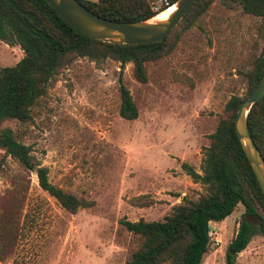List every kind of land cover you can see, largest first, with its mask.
I'll use <instances>...</instances> for the list:
<instances>
[{
	"label": "rangeland",
	"instance_id": "1",
	"mask_svg": "<svg viewBox=\"0 0 264 264\" xmlns=\"http://www.w3.org/2000/svg\"><path fill=\"white\" fill-rule=\"evenodd\" d=\"M162 6L153 0L154 10ZM263 30L264 20L212 0L178 31L167 54L144 63V82L134 78L131 62L110 57H75L59 69L31 106V120H4L0 129L29 146L50 183L92 204L67 212L38 186L33 169L0 148V264H123L140 239L120 219L159 220L183 198L203 192L180 163L199 172L225 102L246 92L245 72ZM21 56L17 45L0 41V67ZM120 82L137 108L134 119L118 114ZM138 197L145 205L134 203ZM242 218L258 223L240 203L209 222L200 264H264L261 234L227 261V244Z\"/></svg>",
	"mask_w": 264,
	"mask_h": 264
},
{
	"label": "trees",
	"instance_id": "2",
	"mask_svg": "<svg viewBox=\"0 0 264 264\" xmlns=\"http://www.w3.org/2000/svg\"><path fill=\"white\" fill-rule=\"evenodd\" d=\"M88 11L113 21H138L151 18L171 5L168 0L153 10V0H77ZM212 0H195L176 26L156 42L126 45L90 39L76 31L44 0H0V41L17 45L22 56L13 64L0 67V123L4 120L27 122L30 108L45 94L49 80L75 57L99 61L110 57L123 65L131 62L132 74L139 82L146 80L144 63L167 54L179 30L189 28ZM228 10L264 20V0H218ZM155 15V16H156ZM262 45L245 72L247 89L242 97L230 96L223 115L203 148L199 172L182 162L180 167L191 182L203 187L195 199L183 198L159 220L120 219L124 229L140 240L123 264H200L210 243L209 222H219L240 203L244 214L257 216L251 225L242 218L227 244V261L240 252L254 234L264 235V198L233 130L238 103L247 97L264 71V30ZM118 114L131 120L137 108L128 90L120 82ZM248 133L264 161V95L254 102L246 115ZM0 148L22 166L33 169L38 186L61 208L74 213L88 207L91 200L77 197L50 183L47 169L33 161L28 145L17 140L12 131L0 129ZM134 199L136 205H145ZM146 204H149L147 202ZM257 208L261 213L257 212Z\"/></svg>",
	"mask_w": 264,
	"mask_h": 264
},
{
	"label": "water",
	"instance_id": "3",
	"mask_svg": "<svg viewBox=\"0 0 264 264\" xmlns=\"http://www.w3.org/2000/svg\"><path fill=\"white\" fill-rule=\"evenodd\" d=\"M44 1L62 20L86 37L126 45L161 40L195 2V0H175L171 4L174 5V10L162 19H156L155 14L145 20L123 22L102 18L88 11L77 0ZM263 95L264 71L249 95L238 103L233 119V130L264 198V161L248 133L246 123L249 108Z\"/></svg>",
	"mask_w": 264,
	"mask_h": 264
},
{
	"label": "bare ground",
	"instance_id": "4",
	"mask_svg": "<svg viewBox=\"0 0 264 264\" xmlns=\"http://www.w3.org/2000/svg\"><path fill=\"white\" fill-rule=\"evenodd\" d=\"M174 10V5H170L167 8L164 9L163 12H161L160 14L154 16L156 19H162L165 18L166 16H168L172 11Z\"/></svg>",
	"mask_w": 264,
	"mask_h": 264
},
{
	"label": "built area",
	"instance_id": "5",
	"mask_svg": "<svg viewBox=\"0 0 264 264\" xmlns=\"http://www.w3.org/2000/svg\"><path fill=\"white\" fill-rule=\"evenodd\" d=\"M162 1V5L167 6L168 0H161ZM152 8V7H151ZM154 10V8H152ZM157 10V8H155ZM159 9V8H158Z\"/></svg>",
	"mask_w": 264,
	"mask_h": 264
}]
</instances>
